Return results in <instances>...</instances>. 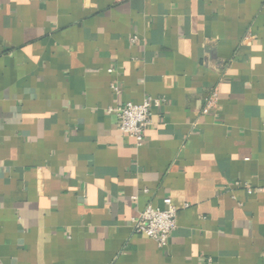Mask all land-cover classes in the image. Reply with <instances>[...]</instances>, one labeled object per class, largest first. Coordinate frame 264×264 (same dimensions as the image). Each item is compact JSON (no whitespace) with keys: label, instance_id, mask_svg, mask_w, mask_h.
<instances>
[{"label":"crops","instance_id":"1","mask_svg":"<svg viewBox=\"0 0 264 264\" xmlns=\"http://www.w3.org/2000/svg\"><path fill=\"white\" fill-rule=\"evenodd\" d=\"M0 264H264V0H0Z\"/></svg>","mask_w":264,"mask_h":264},{"label":"built area","instance_id":"2","mask_svg":"<svg viewBox=\"0 0 264 264\" xmlns=\"http://www.w3.org/2000/svg\"><path fill=\"white\" fill-rule=\"evenodd\" d=\"M216 101L217 89L213 88L204 98L201 112L207 113L214 108ZM157 104L158 100L149 96L139 104L124 102L114 107H109L106 111L113 113L116 117L118 128L124 134L131 136L137 145H140L144 140L145 132L151 125V108ZM233 184L246 186L247 191L251 192L250 186L245 183L241 184L239 181H235ZM163 204V208H157L148 203L131 219L132 231L151 238L159 247L167 245L170 234L176 228L177 211L172 200L169 197H165Z\"/></svg>","mask_w":264,"mask_h":264}]
</instances>
